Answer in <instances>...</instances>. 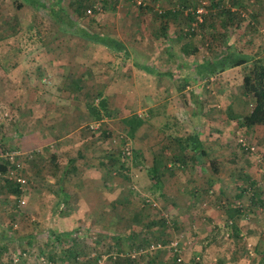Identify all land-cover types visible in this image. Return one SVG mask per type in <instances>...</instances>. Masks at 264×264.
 Wrapping results in <instances>:
<instances>
[{"label": "rangeland", "instance_id": "1", "mask_svg": "<svg viewBox=\"0 0 264 264\" xmlns=\"http://www.w3.org/2000/svg\"><path fill=\"white\" fill-rule=\"evenodd\" d=\"M44 1L61 4L76 17L73 5L75 0ZM93 1L96 3L95 11L88 12L86 9L78 22L92 32H102L122 39L129 50L128 55L123 52L115 55L100 44H86L84 39L55 23L46 10L33 7L24 0H0V164L8 162L11 166L9 173L13 172L11 176L17 173V178L25 179V183H19L21 188L18 185L19 192L15 194L14 189L11 190L4 181L5 173H0V233L5 234V238L0 241V264H73L75 260L82 264L85 261L88 264H110L116 256H120L122 260V252H127L128 255L132 252L129 256L134 258L135 252L139 250H143V253L136 257L143 264L150 260L152 264H172L173 254L167 248L164 249L163 245L176 238L181 239V255L184 259L193 260L194 256H198V264H260L264 260V213L258 212V207L255 211L250 209V225L246 223L248 218L243 219L244 223L240 225L236 221L238 216L233 214L236 208L245 210L242 202L246 203L250 198L246 193L242 198L234 195L237 183L242 185L244 182L234 181L233 185L228 186L231 188L230 192L225 188L221 197L218 192L222 187L215 183L203 186L197 179L190 182L183 170L195 172V168L182 167L178 171L182 173L180 176L185 182L184 187L189 190L184 198L175 201L168 198L167 192H174L179 196L177 191H180L170 181L161 190L154 191L156 196L153 200L157 202L163 216L172 214V225L162 230V223L158 222V226L155 225L152 231L145 232L143 225L148 224L150 216L156 211L143 205L142 200L152 198L150 193L153 191L150 182L141 181L139 174L142 175V170L150 167L152 161L167 166L177 147L173 139L175 134L187 136L196 122L200 124L202 117L207 119V126L200 127L210 131L216 126L220 127L219 116L230 117L231 121H223L222 127L232 131L231 135L227 133V136L223 134L211 137L214 134L208 130L206 137L202 139L207 149H211V146L215 148L208 152L204 162H209L215 154L221 155L224 161H231L227 160L230 141L238 144L239 139L243 138L251 144L252 134L244 132L245 128L240 127L237 120L239 115L249 109L246 103L248 99L241 93L242 75L247 65L231 67L207 81L196 79L193 69L197 62L222 54L228 46L253 56L263 55L264 0H221L222 5L232 11L227 17L210 5L217 0H146L148 7H137V10L130 0ZM166 8L175 12L161 17L159 10ZM190 15L196 21H191ZM203 19V25L199 24ZM69 47L78 54L81 50L85 52L88 49L95 54L96 59L106 58L108 62L100 61L93 64L92 68L85 67L88 65L81 61L79 68H74V65L64 66L65 70L57 78L58 70L54 76L45 69L42 60H47L48 53L54 50L63 51ZM57 58L61 59L60 56ZM120 62L122 126L119 120L108 122L107 125L88 120L84 122L80 128L82 134L78 137L83 140L79 147H83L84 154L80 158L78 156V166L73 164L74 169L68 168V176L63 178L56 162L55 143L44 145L39 140L46 136L45 129L56 133V123L48 121L45 127L43 122H38V115L45 110L48 112L47 116H63L66 114L65 107L79 100L78 96L82 92L73 88L75 84L80 86V82L73 75H85L88 78L85 84H91L93 88L97 84V88L105 89L108 82L113 81L114 87L109 89L111 96V89L119 85V75L113 70ZM134 62L149 64L158 73L136 68ZM104 63L109 64L107 68H104ZM58 66L62 67L60 63ZM91 92L93 95L96 93L94 89ZM41 95L47 97V106L38 103ZM84 99L87 100V94ZM97 99L100 100L98 97ZM57 108L60 112L56 111ZM110 110L108 116L116 115L118 118L119 111ZM128 119L135 126L138 119L142 122L132 136L127 132L124 121ZM50 122H54L51 123V126L54 124L53 129L49 127ZM109 125L113 128H108ZM96 132L98 135H95ZM62 133L61 130L60 134ZM122 134L125 135V139L122 136V142L113 139ZM72 140L75 153L77 145L74 141L77 138ZM254 142L256 152L262 153L258 147L264 145V141ZM120 146L122 149L125 147L123 150L128 147L130 152V159L127 161L129 180L139 178L134 183L123 180L119 173H113L118 166L115 162L106 170L111 172L108 173L109 177L105 174L104 167L98 170L94 166L97 164V155L100 157L112 150H116L120 160ZM214 151L216 153L209 155ZM237 154L238 160L252 161L258 169L262 166L254 158L255 153L251 159L237 148ZM59 156L64 158L67 154ZM93 166L96 168L91 169ZM203 171L204 169H197L196 172ZM100 176L108 184L104 185L105 188L99 184V191L104 190L112 196L108 216L99 218L100 225L106 224V228L92 227V223H88L91 218L82 216L76 218L77 225L67 238H52L51 231L62 227L57 222L62 219V213L66 209V203L63 208H59L61 206L57 204V199L62 193L79 198H84L90 192L92 195V180ZM193 187L197 190L193 191ZM128 189L133 192L128 197H122L128 193ZM233 197L239 203L233 201ZM222 198L228 199V202L225 201L221 206L218 200ZM73 203L76 204L74 199ZM78 204L85 206L84 200H80ZM209 207L220 211L219 226L214 218L211 221L204 214V210ZM181 209L182 212H179ZM122 214L128 218V224L134 227L136 237L131 232H122V227H118L125 218ZM173 214H179V219ZM229 219L233 221V228L226 225ZM253 221L258 224L255 228L250 227ZM238 225L243 236L232 233L235 228H239ZM226 228V232L232 228L228 236L225 234ZM250 230H254V234ZM167 237L170 239L167 240ZM213 242L217 244L211 247ZM122 243H127L124 244L125 248ZM152 244L161 247L149 250V245ZM219 244L223 246L220 247ZM117 245L123 246L121 250L115 249ZM72 250L78 252L74 259L70 254ZM52 259L55 260L51 261Z\"/></svg>", "mask_w": 264, "mask_h": 264}, {"label": "crops", "instance_id": "2", "mask_svg": "<svg viewBox=\"0 0 264 264\" xmlns=\"http://www.w3.org/2000/svg\"><path fill=\"white\" fill-rule=\"evenodd\" d=\"M120 40H122V39H120ZM86 44L93 45L92 43H90L88 41H86ZM58 56H60L61 59H58L57 58ZM80 61L85 62V64L88 65L85 67L90 66L92 68L93 64H96L100 61L106 62L107 60H106V58L105 59L103 58V60L102 59H96L95 54L93 52H89L88 49L85 50V52L83 50H81L80 54H78L77 51L75 52L71 47H69L63 51L62 50L61 51L60 50H54V51H52V53L51 52L48 53L47 60L46 59L42 60V63L45 66V69L47 71H51L54 76H56L55 71L58 70V74H57V78H58V76L63 71V69L65 70L64 66L71 67L74 65L75 66L74 68H79L80 67L79 66ZM59 63L62 65V67L58 66ZM108 65L109 64H106V63L103 64L104 68H107ZM135 67L140 68L137 66H135ZM49 69H51V70H49ZM140 69H142V68H140ZM111 70H113V69H111ZM128 70H130V69H128ZM113 71L119 75L118 76V84L119 85H118V87L116 85L114 89H111L113 91L111 96L109 94V89L111 87H114L113 81H109L108 85L105 89L102 87L97 88V84H96L94 86L96 88L95 89L91 86V84L88 86L86 85L88 78H85V75L84 76L81 75L80 77L73 75L72 77H74L75 80H78L80 82L79 83V85H80L79 90H80V92H82V94L80 96H78L79 100L77 102L73 103L72 105L70 104L71 106H66L65 107L66 108V110H65L66 114L65 115L63 114V116H47L46 114L48 112L45 110H43L41 112V114L38 115V122L39 121L43 122L45 127H47L48 121H54L56 123L55 127H54V124H52V126H51V123H54V122L49 123L50 124L49 127L52 129L54 127L56 133L54 132V130L48 132L47 129H45L46 132H44V134L46 136L44 137V139H39V140H42V142L45 143L44 145H48V144L52 145L53 143H55L56 149H55L54 153L57 156L56 162L58 163V167L61 170L60 174H62L64 170L71 167L69 165L70 160H74V162H73L74 165L78 166V164H77L78 163L77 162L78 156L80 158L84 154L83 153L84 152L83 147H79L80 144L83 143L82 142L83 140L78 138L82 134V133L80 134V128L84 125L83 123L86 122L87 120L95 122L94 121L95 119H93L92 116H90L88 109L86 108V104H88L87 101L89 100V98H90L89 102L94 103V104L99 102V101H97L98 100L97 97L99 99H104L106 101L107 109H109L107 111L101 110L102 111L101 112V118L97 122L105 123L107 125L108 122H111V121L113 122V121L119 120L120 121L119 124H120V126H122V116H121V114H122V62H120V65L116 66ZM132 71L134 72V70H132ZM132 71L130 70V72H132ZM64 77L65 76H63V78ZM106 83H107V81H106ZM93 89H94V92H96L94 95L91 92V91H93ZM86 94H87V100L84 99ZM112 98H115V99L112 100ZM34 99H36V98H34ZM46 99H47V97H45V95H41L38 98V103L39 104L42 103V104H44V106H47L49 103L46 101ZM76 100L77 99H75V101ZM110 109H116L119 111L118 118L116 117V115H114L115 117L108 116L109 113L111 112ZM56 111L60 112V109L57 108ZM226 119H228V120H226ZM230 119L231 118L227 117V116H225V117L219 116L218 120L221 121V123H219V124H221L220 127L216 126L215 127L216 129L214 128L213 131H210V129H208L209 133L214 134V136H211V137H219L223 134H226V136H227V133L231 135V133H232L231 130H227L226 127L223 129V127H222L223 121H225V122L229 121L230 122L231 121ZM206 120L207 119L202 117L200 125L205 126L207 124ZM39 126H41V125L39 124ZM108 128H113V127L109 125ZM61 130L63 131L62 134H60ZM196 130H197V133L200 137V140L203 143L204 149L207 150V154H208L209 151H212L213 148H215L214 146H211V149H209V148L207 149L206 148L207 146H205V143L202 139V137H206L205 134L208 132V130H206L205 128L204 129L200 128V129H196ZM221 130H223V131H221ZM246 131L249 132L250 134H252L251 135V137H252L251 143L253 145H255V143H256V142H254V140L255 141L256 140L264 141V126L259 125V126L250 127L248 129H245L244 132H246ZM95 135H98V133L96 132ZM63 138H66V139H63ZM70 138H72V139L77 138V140L74 141L77 145L75 153L73 152V145L71 144L73 140L71 139V141H70ZM248 138L250 139V135ZM222 143H224V142H222ZM90 144H91V142H90ZM102 146L104 147V143H102ZM92 147L93 146H91V148ZM228 147H229V145H228ZM258 148L261 152L264 151V145L263 144L261 146H259ZM228 151L230 153L231 150L229 149ZM214 153H216V152L214 151L213 153H211L209 155H213ZM59 154L61 155V157L63 154H67V157L60 158ZM234 155L235 154H233L231 152V156H234ZM250 155H248V158L253 159V157ZM206 156L207 155H205L202 159L200 158L198 160V162H196V164L193 166V168H195L194 169L195 172L183 170V172L186 175H188V181L192 182L193 179H197L199 183L203 184V186L206 185V183L218 184V186L220 188L222 187L221 191L218 192L221 195V197H223V195H224V194H222V192H224L225 188H227L228 191L230 192L231 188H228V186L231 184L233 185L234 181L244 182L242 185L237 183V186H236L237 190H236V192H234V195H237L238 198L239 197L242 198L243 195H245L244 193H246L247 196L250 198L248 199V202H246V203L242 202L243 203L242 207L245 210L239 209L240 210L239 211L236 208L234 210L233 214L238 216L237 217L238 219H236V221L240 225L242 223H244L243 219L246 220L247 218L249 219V221H247L246 223L248 225H250L249 224V223H251V217L249 216L250 215V209L255 211V210H257V207H258L257 211L258 212L262 211V214L264 213L263 212L264 211V174L261 173L260 169H258V167L256 165H254L252 161H249L250 162L249 163L248 161L238 160V159L234 158L235 161L231 160V161L227 162V161L223 160L224 158L221 155L215 154V156L213 158H211V160L209 162L206 163V162H204V159L206 158ZM229 158L232 159V157H229ZM62 159H63V161H62ZM152 164H153V161L151 162L150 166H152ZM168 165L170 166L169 163H168ZM191 166L192 165H187L186 167L191 168ZM212 167L215 168V171L212 170ZM94 168H96V167L93 166L91 169H94ZM105 168H104L105 171L109 170V167H105ZM197 169H202V170L204 169V171H203V173L196 172ZM98 170H101V168L98 167ZM142 172H143L142 175L139 174L141 181H144V183L150 182V185H151L154 180H150L149 178H147L144 175V174H146L145 168H144V170H142ZM105 174L109 177L108 171H106ZM180 175H182V173L179 172L176 175L172 176V178L170 179V182L174 186L178 187L180 190V191H177V193H178L177 195H179V196H176L174 194V192H172V193L167 192V196L170 200L175 201L176 199L177 200L182 199L189 192V190L184 187L185 182H183V179L181 178ZM93 179L94 180H92V181H93V187L94 188H92V190H94V191H93L92 195L90 192V193L86 194L84 196V198H82V197L79 198L77 196L69 195L68 193H62L61 196H63V198H61L62 201L59 204L61 207H59V208H63L64 206H66V209L64 210V213H62V219H59L57 222V224L59 226L60 225L62 226L61 228L58 227L59 229L57 228L58 231H62V230L67 231V232L72 231V228L76 227V225H77L76 218H80L82 216H87V217L91 218L88 223H92V227L98 226V227L106 228V224L100 225L99 218H104V217L108 216L109 210L111 209L112 196L109 193H105L104 190H103V192L99 191V188H100V187H98L99 184H102V187H104L105 184H108V183L104 182L103 176H100L98 178L94 177ZM138 180H139V178H138ZM138 180L134 179V180H130L127 182L131 183L133 181V183H134L135 181H138ZM136 184H138V182H136ZM224 184H225V187H223ZM185 190H187V191H185ZM196 190H197V188L193 187V191H196ZM190 192L192 193V190ZM193 194H195V193H193ZM228 194L229 193H227V195ZM122 197H125V196H122ZM241 198H240V200H241ZM73 199H74V201H76V204L73 203ZM224 199L222 198L221 200H218L219 202H221V206L223 204H225V201L228 202V199H225V200ZM80 200H84L85 206L82 204L79 206L78 202ZM151 200H153V199H151ZM232 200L236 201V203H239L237 201L238 199H234V197L232 198ZM63 204H65V205L63 206ZM86 205H87V207H86ZM259 206L260 207L263 206V207L259 208ZM179 212H182V209ZM240 212H241V214H240ZM245 212H247V213H245ZM204 214L211 221L213 220L212 218H214L215 221L217 222L218 226L220 225L219 224V222H220L219 219L221 217L220 211L216 210L215 208L209 207V208H206L204 210ZM125 216L126 215L122 214V217H125ZM126 219H128V218L125 217L124 219H122V225H118V227H122V228H120V229H122V232L129 233L130 231L134 230V227L132 225L128 224V221ZM107 223H110V222L108 221ZM255 223H257V222L253 221L252 226H250V227L255 228L256 227L255 225H258ZM238 227H239L238 229L236 228V230H237L236 233H239V235L243 236V231H241V227L239 225H238ZM239 230H240V232H239ZM250 231L252 234H254V230H250ZM141 235L143 236V234H141ZM251 238L254 240L253 236ZM124 244L127 245V243H124ZM215 244H217V243L213 242L211 247ZM125 245H124V248L126 247ZM219 246L221 247L223 245L219 244ZM121 247H123V246H121ZM171 263L174 264L173 260Z\"/></svg>", "mask_w": 264, "mask_h": 264}, {"label": "trees", "instance_id": "3", "mask_svg": "<svg viewBox=\"0 0 264 264\" xmlns=\"http://www.w3.org/2000/svg\"><path fill=\"white\" fill-rule=\"evenodd\" d=\"M24 1L33 7H38V8H42V9L46 10L49 13V15L53 18L55 23L59 24L62 27L67 28L73 35L79 37L80 39H84V40L92 43L93 45L100 44V45L104 46L108 51H110L111 53H113L115 55L122 54V52L124 54L128 55L129 50L127 49L126 44L124 42H122V40H120L119 38L114 37V36H110V35H108L106 33H102V32H92L88 28H84L83 26H81L80 23L78 22L79 18L82 17V15L86 9L90 10V11H95L96 3L93 0H75V2L73 4L75 16H76L75 18L61 4L57 5V4H55V2H52V1H51V3H47L44 0H24ZM130 3L136 8V10H137V7L139 9H142V7H144V8L148 7L146 4L147 3L146 0H130ZM210 5L213 6V9L218 8L223 14L225 13L226 17H227V15H229V16L231 15L230 13L232 11L228 7L223 6L221 0L213 1V2H211ZM88 7H90V8H88ZM99 7H101L100 4H99ZM173 12H175V10L171 11L170 9H167V8L164 10L161 9V10H159V13H160L159 15L161 17H167L169 14H172ZM156 13H158V12H156ZM189 18L191 21L193 19H194V21H196L195 18L193 17V15H190ZM204 21L205 20L203 19L201 22H199V24L203 25ZM106 62H108V60ZM134 65L142 68V70H144L146 72L158 73V71L156 69L152 68L151 66H149V64H146V63L139 64L138 62H134ZM239 65H247V69H245V71L243 72V75H242L241 93H242V96L244 98L248 99V102H246V103L248 104L249 109L243 115H239V117L237 119L238 125L240 127L245 128V129H248V128L254 127V126L264 125V54L261 56H253V55L238 51V50L228 46L226 48V50H224V52H222V54L215 55L214 57L211 56L210 58H204L200 62H197L196 65L194 66V69H193L194 77L198 80L207 81L212 76H214L215 74L223 72L226 69H229V68L234 67V66H239ZM167 73L169 74V72H167ZM163 74H165V73H163ZM79 89H80V86L75 84L73 90H77V92H78ZM97 101H99L98 103L95 102L97 105L94 103H91V102H88V104H86V108L88 109L90 116H92V118L95 119L94 120L95 122L100 120L102 111L109 110V109H107L106 101L104 99H100ZM190 117H194V116H190ZM124 121L126 122L127 132L131 136L134 135V131L136 130V127L141 125V123H142L140 121V119H138L136 126L133 125V122L130 119L124 120ZM99 126H100V124H99ZM200 128L201 127H200L199 122H196L194 129L190 130L188 132L187 136L182 137L181 135L175 134L173 139H174L177 147L173 151V155H172L171 159L168 160L170 166L169 165L161 166L158 162L154 161L152 166H150L146 169V174H144V175L147 178H149L150 180H154L153 183L151 184L152 186L150 185L151 190L153 192L150 193V194H152V198L147 197V198H144L142 201H143V205L150 206L151 208H154L156 213L154 215L150 216V221L148 222V224L143 225V226H145V229H144L145 232L146 231L147 232L152 231V229L155 227V225L158 226V222L162 223L161 224L162 227H160L162 230H165L164 228L170 227V225H172V222L170 221L173 218L172 214L168 213L167 215L163 216L161 210L157 206V202L155 200H151V199H153V197L156 196L154 191L155 190L156 191L161 190L164 187V185L168 181H170L172 176L179 173L178 170L182 169V167L187 166V165L194 166L200 158L202 159L205 155H207V150L204 149L203 143L200 140V137H199L197 130H196V129H200ZM103 131L104 130L102 129V132ZM118 136L119 135L115 136L113 139L114 140L117 139V140H120L122 142V136L124 138L125 135L122 134L120 137H118ZM170 137H172L171 134H170ZM237 143L238 144H232L231 141L229 142L228 145H229V149L231 151L228 154L227 159L229 157H232V159L229 158L232 161H235V159H237V157H236V155H238L236 153L237 148L240 151L245 152L246 155L247 154L249 155V151L247 150V148L246 147L244 148V146H242L240 144V142H237ZM235 145H237V148ZM124 148L125 147L123 146V149ZM123 149L120 146L119 153H122L120 160H119V156H118V153L116 152V150H112L108 153H105L104 155H102L100 157H98V155H97L95 157V158H98L97 164L94 166H97L99 168H101V167H104V168L110 167L111 168V164H114V162H115V164L117 163L118 166L116 168V172L114 171L113 173H119L122 175L123 180H129L130 174H129V166L127 164V161H128V159H130V156ZM231 152L235 155L231 156ZM262 153H264V151H262ZM250 156H252V155H250ZM191 159H194V161H191ZM246 161L249 162V160H246ZM73 162H74V160L69 161V165L71 166L70 167L71 169H74V166H73L74 163ZM10 167L11 166L8 165V162L0 164V173L1 174L5 173V174H3L4 177H6L4 179L5 183L8 184V186L10 187L11 190L14 189V193L16 194L19 192L17 186L18 185L20 186V184L17 180V173H15L14 176L10 175V173H9L10 172L9 170L11 169ZM212 170L215 171V168L212 167ZM7 173H9V174L6 176ZM68 173H69L68 169L64 170L62 173V177L63 178L67 177ZM108 173L110 174L111 172L109 171ZM20 188H21V186H20ZM128 190H129L128 193L123 194L122 196L128 197V195H130L133 192L131 189H128ZM160 195H162V194H160ZM61 198H63V196H60L58 198L59 202L57 204H60V202L62 201ZM174 215L177 219H179V214H173V216ZM173 221H174V219H173ZM140 223H141V221H140ZM231 223H232V221L229 219L227 221L226 225L231 227L232 226ZM223 226H224V224H223ZM232 228H233V226H232ZM232 228H230L229 231H227V232H226V230H228V228L225 229V232H226L225 234H227V236L231 233ZM54 229H57V228H54ZM133 231L134 230H132L130 232L132 233L133 236L136 237L137 233L133 232ZM234 232L235 233L237 232L236 228L232 231V233H234ZM51 233H52V238H56V239H59L60 237H66L67 238L70 235V231L64 232V230H62V231L52 230ZM143 237H144V235H143ZM4 238H5V234L0 233V241H2V239H4ZM168 239H170V237H167V240ZM176 239H178V238H176ZM180 240H179V244H180ZM170 242H171V240L164 242L163 248L164 249L167 248L168 250H170L172 252L173 259H174L173 261L176 264H178L176 261V258L178 255H181L182 247L180 248V250H178V249L176 251L172 250L169 248ZM122 245H124V244L122 243ZM147 246H145L144 248H147ZM109 247H111V246H109ZM160 247L161 246H159V248ZM115 249L121 250V247L119 245H117L115 247ZM132 251L134 252V249ZM131 253L132 252H130L129 255ZM70 254L72 255V258L74 259L77 257L78 252L75 250H72L70 252ZM123 254H124V252H122V260H121L120 256H116L113 260H111L110 264H143V262L141 261V259H139L138 256L131 258L127 252H125L124 255ZM139 255H141V253ZM197 257L198 256H194V258H193L194 264H198V262H199V261L195 260ZM54 260L55 259H52L51 261H54ZM146 263L152 264L151 260L147 261ZM73 264H82V263H80L78 260H75V261H73ZM85 264H88L87 261H85ZM260 264H264V260H262L260 262Z\"/></svg>", "mask_w": 264, "mask_h": 264}, {"label": "built area", "instance_id": "4", "mask_svg": "<svg viewBox=\"0 0 264 264\" xmlns=\"http://www.w3.org/2000/svg\"><path fill=\"white\" fill-rule=\"evenodd\" d=\"M89 11L90 10H88V12ZM239 141H240V144L242 146H244V148L245 147L247 148V150L249 151V154H251L252 156H254L253 154L255 153V157L254 158H256L262 164V166L260 167V171H261V173L264 174V153H258V152H256V149H257L256 146L253 145V144H250V143L245 142V140L243 138H240ZM125 151L127 152V154L130 153L129 150H128V147H126ZM12 173L13 172H11L10 175ZM17 180H18V182L20 184L25 183V179L24 178H17ZM159 246L160 245H153L152 244V245L149 246V250L154 249V248L159 247ZM169 248L172 249V250H175V251L177 249L180 250L181 246L179 244V240L178 239L172 240L169 243ZM135 253H136V255L137 254H140V253H143V250H139L138 252H135ZM132 257H134V255H132ZM195 260L199 261V258L197 257ZM176 261H177L178 264H194V260L184 259V257L182 255H178L177 258H176Z\"/></svg>", "mask_w": 264, "mask_h": 264}]
</instances>
